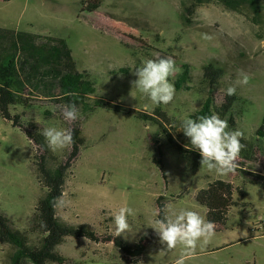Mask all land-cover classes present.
<instances>
[{"label":"rangeland","instance_id":"rangeland-1","mask_svg":"<svg viewBox=\"0 0 264 264\" xmlns=\"http://www.w3.org/2000/svg\"><path fill=\"white\" fill-rule=\"evenodd\" d=\"M259 2V18L212 0L182 23L180 0H0L1 28L64 40L76 70L91 74L95 97L162 122L163 130L136 114L106 110L67 121L51 104L16 110L25 128H79L84 141L67 171L56 216L87 230L69 233L56 247L63 264H174L180 249L161 254L166 246L147 224L167 204L206 218L196 194L216 180L233 186L237 205L230 214L240 215L226 221L186 264H264V236L255 231L258 218H264V0ZM157 57L173 58L180 71L184 64L190 69L186 88H175L168 105H153L133 88L135 69ZM208 63L222 70L214 105L219 107L228 87H235L239 100L228 130L242 131L241 140L251 147L250 159L239 157L237 171L224 176L201 169L198 150L180 129L205 99L201 76ZM180 71L169 78L172 83ZM241 71L249 76L247 84L237 83ZM10 119V111L0 113V211L14 231L36 245L42 236L30 232L41 195L35 147ZM52 152L55 160L66 162L71 145ZM247 196L253 208L239 204ZM122 206L133 208L136 216L129 217L130 233L114 236L112 213ZM12 253L0 242V264H7Z\"/></svg>","mask_w":264,"mask_h":264},{"label":"trees","instance_id":"trees-1","mask_svg":"<svg viewBox=\"0 0 264 264\" xmlns=\"http://www.w3.org/2000/svg\"><path fill=\"white\" fill-rule=\"evenodd\" d=\"M8 1V0H7ZM212 0H180V20L185 23L193 16L196 9ZM224 9L240 12L247 9L254 18H259L261 7L259 0H214ZM120 73H125L119 70ZM222 70L212 63L203 67L201 83L205 88V99L199 110L189 118L218 114L228 117L232 128V109L239 100L235 95H225L219 107L214 105L213 92L219 84ZM190 81L188 65L181 66L174 86L177 90L185 89ZM188 90V88L186 89ZM76 93L68 96L66 93ZM95 83L87 71L78 72L71 50L62 39H54L36 34H29L0 28V113L13 114V127L20 129L28 141L35 147L33 165L41 195L36 203L30 224L32 234H40L42 239L36 244H29L27 237L14 231L9 220L0 211V242L13 248L7 264H63V258L56 247L71 232H85V226H70L56 216V207L62 197L67 171L79 154L83 145L80 129L73 130L75 143L66 162L55 160L52 149L36 126L25 128L21 125L18 108L25 110L32 106L54 105L61 110L68 103H75L79 117H87L95 110H106L117 114H136V118L162 127V122L145 114L133 113L122 105L106 102L95 97ZM244 102H241L243 105ZM263 127L259 130H262ZM259 132V131H258ZM263 136V133L262 135ZM244 145L240 157L249 160L250 143L241 140ZM56 161V162H55ZM234 188L231 184L216 180L196 194V202L206 211V219L221 225L227 221L231 208L237 203L233 200ZM160 210V209H159ZM44 237V238H43ZM117 244L121 242L115 241ZM124 244V243H121ZM138 253L142 250L137 245Z\"/></svg>","mask_w":264,"mask_h":264},{"label":"clouds","instance_id":"clouds-1","mask_svg":"<svg viewBox=\"0 0 264 264\" xmlns=\"http://www.w3.org/2000/svg\"><path fill=\"white\" fill-rule=\"evenodd\" d=\"M202 38L211 39L207 34H203ZM178 71L180 70L171 57L146 59L141 67L135 69L138 79L133 81V88L147 97L153 105H168L175 96V86L169 78ZM239 76L241 78L237 83H248L247 74L241 71ZM226 91L227 95H234L236 89L230 86ZM66 95L75 96L76 93L69 92ZM79 115L75 103L63 106L65 120L75 121ZM228 128L227 120L221 119L215 113L211 116L201 115L195 119L183 120L180 129L189 138L192 148L198 150L201 156V169L206 168L209 172L221 176L237 171L240 153L244 148L241 143L244 133L240 130L229 131ZM41 134L53 151L75 143L71 129L48 127L43 129ZM130 216L135 217L136 211L128 206H122L112 213L114 236L131 232ZM154 217L147 226L155 230L160 244L166 246L160 253L165 254L180 249L179 258L174 264H186L188 259L195 256L198 249L204 250L216 235L215 222L207 220L198 211L189 208L174 209L171 204H167L163 210L155 212ZM243 235L247 236V232Z\"/></svg>","mask_w":264,"mask_h":264},{"label":"crops","instance_id":"crops-1","mask_svg":"<svg viewBox=\"0 0 264 264\" xmlns=\"http://www.w3.org/2000/svg\"><path fill=\"white\" fill-rule=\"evenodd\" d=\"M0 28H1V27H0ZM2 29H5V28H2ZM242 202L247 203V204L249 205V207L253 208V205H252L251 202L249 201V196H247V197L245 198V201H240L239 204H241ZM231 209H232V208H231ZM230 211H231V210H230ZM230 211H229V214H228V217H227V221H228L229 219L233 218L235 215H240L239 212H237V213H235V214H233V213L230 214ZM246 212H247V211H246ZM246 212H245V213H246ZM245 213H242L241 215H243V214H245ZM262 219H263V218H262ZM260 220H261V219H260V217H259L258 220H257V221H258L257 223H259ZM222 225H224V223L221 224V225H218V226L216 227V231L220 230V227H221Z\"/></svg>","mask_w":264,"mask_h":264},{"label":"built area","instance_id":"built-area-1","mask_svg":"<svg viewBox=\"0 0 264 264\" xmlns=\"http://www.w3.org/2000/svg\"><path fill=\"white\" fill-rule=\"evenodd\" d=\"M256 226H257L256 227L257 230H255V231L260 232V234H261L260 236H264V218L261 219Z\"/></svg>","mask_w":264,"mask_h":264}]
</instances>
